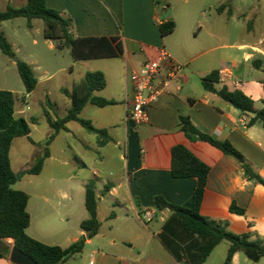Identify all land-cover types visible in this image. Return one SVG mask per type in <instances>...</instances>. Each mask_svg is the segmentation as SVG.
Returning a JSON list of instances; mask_svg holds the SVG:
<instances>
[{
    "label": "crops",
    "instance_id": "crops-1",
    "mask_svg": "<svg viewBox=\"0 0 264 264\" xmlns=\"http://www.w3.org/2000/svg\"><path fill=\"white\" fill-rule=\"evenodd\" d=\"M218 1V13L228 11L234 15L232 6H226L224 0ZM26 2L0 0V11H5L8 6L22 7ZM46 4L72 20L71 32L75 36L114 37L123 48L121 56L102 58L101 64L90 63L99 59L76 61L89 67L82 77L88 71H102L107 86L96 94L117 101L111 106H96L100 111L89 117L85 115L92 105L87 104L80 116L90 120L96 128L107 130L111 140L103 146L93 133L98 146L104 148L114 144V148H120L125 145V150L115 156L101 155L99 164H108L107 182H102L104 188L109 185V190L104 195V189L96 188L99 231L87 238L80 254L64 264H224L230 246L228 241L218 244L202 260L199 247L203 240L186 232L181 219L171 210L155 206L157 195L174 205H183L196 188L195 178H175L172 175L171 151L176 145H184L210 167L201 215L216 221H228V229L235 234L253 231L264 236V186L249 179L236 158L207 142L188 139L179 128L180 118L188 117L199 131L230 141L264 178V125L259 121L251 124L254 114L242 113L202 85L203 77L218 70L220 83L216 84L217 88L226 85L230 90L240 89L254 100L255 95L262 92L264 79V74L255 75V71L263 67L257 68L252 63L257 54L264 56L261 42L232 44L227 42L223 28L213 26H190L180 35H176L175 28L170 37H163L159 24L170 19L160 18L159 0H46ZM34 20L30 29L34 28ZM34 44H37L36 40ZM162 48L183 68L151 106L149 122L135 127L126 121L132 98L130 75L145 61L157 59ZM162 74H166V70ZM255 109L259 110L256 106ZM72 123L78 122H69L68 130H62L50 146L62 133H72ZM33 127L31 125L30 135ZM16 139L10 151L11 163ZM27 139L42 148L33 139L34 142ZM67 147L71 149L69 143ZM51 161H58L60 166L69 164L68 160L60 159L50 150L41 173ZM112 162H116L113 168L110 166ZM12 168L17 172L13 163ZM96 171V175L102 177L98 168ZM60 176L57 180H50L52 188L45 189L62 192L67 197L65 184L75 181L77 176L70 172H61ZM86 179L79 181L84 189L83 207L74 202L63 206L55 204L47 194L41 196L42 204L32 205L30 196L28 235L63 248L81 236H87L89 232L81 228L82 221L88 218L85 186L90 180ZM106 196L110 202L102 206ZM233 203L244 209L245 214L231 212ZM146 213L152 215L149 221ZM52 221L55 226L46 227ZM9 256L0 257V264H14ZM231 264H264V257L254 262L243 252H236Z\"/></svg>",
    "mask_w": 264,
    "mask_h": 264
},
{
    "label": "trees",
    "instance_id": "trees-1",
    "mask_svg": "<svg viewBox=\"0 0 264 264\" xmlns=\"http://www.w3.org/2000/svg\"><path fill=\"white\" fill-rule=\"evenodd\" d=\"M15 18H26L29 27H32V20L42 19L44 38L56 41L61 50L69 49L75 61L113 58L123 54V48L117 38L75 36L71 32L72 20L63 16L60 11L47 6L46 0H27L22 7L8 6L5 11H0V24ZM175 28L176 23L173 20L162 21L159 24V30L163 37L172 34ZM0 50L15 59L26 94L32 93L38 85L35 70L31 64L16 57L11 43L1 30ZM254 64L256 63L254 62ZM219 83L218 70H213L202 78L205 90L216 93L242 113L254 114L251 124L259 121L264 125V108L255 109L254 100L240 89L230 90L226 85L217 88L216 84ZM262 84L264 88V79ZM106 86V76L102 71H88L80 82L73 84L71 90L63 89L71 101L70 108L61 118L53 119L47 114V120L53 132L48 137L43 151L37 156L34 164L21 172L13 170L10 151L16 138L25 136L34 142L30 137L31 126L25 118L16 117L15 94L9 90H0V257H8L11 249L16 247L39 264H64L83 251L87 238L98 233L100 222L97 216L98 197L94 180H90L85 186V207L88 218L81 223V228L85 232H89V235L81 236L78 241L66 248L48 245L28 235L27 229L31 218L27 207L30 196L25 191L15 189L14 185L26 174L39 175L41 173L46 159L50 157L49 146L62 130H68L67 124L71 121L78 122L88 132L96 134L101 146L111 140L106 129H98L90 120L80 116L87 104L97 107L117 104V101L113 99L96 94V92L104 90ZM32 123L35 121L32 120ZM179 128L188 139L207 142L223 153L236 158L248 178L264 186V178L258 173L253 163L230 141L220 140L199 131L188 117L180 118ZM171 155L173 177L195 178L197 185L192 197L185 204L174 205L163 196L157 195L154 198L155 206L158 209L171 210L181 219L186 232L195 234L203 240L199 247L202 260H205L218 244L228 241L230 246L224 264H231L236 252H243L252 261L259 262L264 257V236L253 231L235 234L228 229V221H216L201 215L200 209L210 167L184 145L174 146ZM108 190L109 185L107 184L103 193ZM230 210L233 213L245 214V210L234 203ZM8 239H12V243L8 242Z\"/></svg>",
    "mask_w": 264,
    "mask_h": 264
},
{
    "label": "rangeland",
    "instance_id": "rangeland-1",
    "mask_svg": "<svg viewBox=\"0 0 264 264\" xmlns=\"http://www.w3.org/2000/svg\"><path fill=\"white\" fill-rule=\"evenodd\" d=\"M218 2V0H159V16L161 19H170L176 23V35L185 33L190 26H213L224 29V36L229 43L254 44L261 42V46L264 48V0H224L226 6L230 5L235 9L234 15L229 14L228 11L218 13L216 10ZM0 30L4 32L11 43L16 57L33 66L39 81L36 89L31 94H26L15 59L0 50V90H9L15 94L16 117L21 116L28 121L30 126H34L32 135H30L31 139L42 147L40 149L34 146L25 136L16 139L12 148V163L14 169L21 172L34 164V158L38 152L43 151L48 137L53 132L48 123L47 114L53 119L61 118L70 108L71 101L63 89L71 90L73 84L80 82L83 78L82 74L89 67L81 62H76L69 49L61 50L56 41L44 38L42 19H35L34 28L30 29L26 18H15L4 22L0 26ZM170 36L171 34L168 35V37ZM35 40L37 44H34ZM102 61L99 59L90 63L101 64ZM252 63L257 68L263 67L262 70H256L255 75H263L264 56L257 54L252 58ZM261 90L263 97H261V93L254 97L255 106L259 109L264 108V88L262 87ZM47 93L48 97H46ZM89 107L86 117L96 115V112L100 111L96 106ZM32 120L35 123H32ZM70 127L71 134L62 133L54 144L49 146L55 156L68 160L69 164L60 166L58 161L48 162L43 173L39 175L26 174L19 183L14 185L16 189L25 191L31 196L32 205L42 204L41 196L47 194L55 204L63 206L74 202L83 207L84 189L79 181L86 178L94 180L96 188L103 190L102 180L107 182L106 172L108 169L106 165L108 164H99L101 155L115 156L125 150V145L120 148H114V144H109L104 148L100 147L96 144V136L80 124L72 123ZM67 143L70 144L71 149L67 147ZM83 163L86 164V167L83 166ZM110 166L115 167L116 162H112ZM96 168L101 171L102 177L96 175L98 174ZM61 172L63 174L70 172L77 176L75 181L65 184L67 197H64L62 192L46 191L53 187L50 180L52 178L57 180L61 177ZM88 180L86 179V181ZM109 199L106 196L101 205H108ZM50 224L55 226L52 221L46 227H52ZM10 242L12 243V241Z\"/></svg>",
    "mask_w": 264,
    "mask_h": 264
},
{
    "label": "built area",
    "instance_id": "built-area-1",
    "mask_svg": "<svg viewBox=\"0 0 264 264\" xmlns=\"http://www.w3.org/2000/svg\"><path fill=\"white\" fill-rule=\"evenodd\" d=\"M182 68V65L162 48L157 59L145 61L139 70L131 73L132 98L128 104L126 117L128 124L137 127L149 122L151 106L165 92ZM164 70L166 74H162ZM145 217L149 221L152 215L146 213Z\"/></svg>",
    "mask_w": 264,
    "mask_h": 264
},
{
    "label": "water",
    "instance_id": "water-1",
    "mask_svg": "<svg viewBox=\"0 0 264 264\" xmlns=\"http://www.w3.org/2000/svg\"><path fill=\"white\" fill-rule=\"evenodd\" d=\"M89 235V233H87ZM10 260L14 264H39L31 256L27 255L23 251L13 247L10 252Z\"/></svg>",
    "mask_w": 264,
    "mask_h": 264
}]
</instances>
